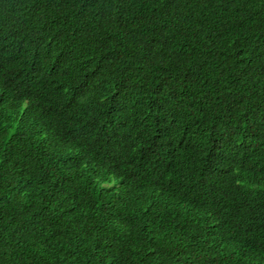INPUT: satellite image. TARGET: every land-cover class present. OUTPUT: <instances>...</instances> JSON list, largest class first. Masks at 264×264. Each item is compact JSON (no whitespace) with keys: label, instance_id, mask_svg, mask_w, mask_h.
<instances>
[{"label":"trees","instance_id":"1","mask_svg":"<svg viewBox=\"0 0 264 264\" xmlns=\"http://www.w3.org/2000/svg\"><path fill=\"white\" fill-rule=\"evenodd\" d=\"M0 264H264V0H0Z\"/></svg>","mask_w":264,"mask_h":264}]
</instances>
